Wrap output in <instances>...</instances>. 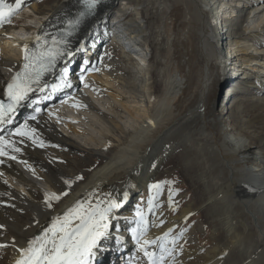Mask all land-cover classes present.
<instances>
[{
    "label": "bare ground",
    "instance_id": "obj_1",
    "mask_svg": "<svg viewBox=\"0 0 264 264\" xmlns=\"http://www.w3.org/2000/svg\"><path fill=\"white\" fill-rule=\"evenodd\" d=\"M99 1L79 17L83 0H46L43 7L36 0H21V9L32 17L19 16V29L13 21L7 28L0 23V97L5 81L31 55L44 53L60 39L44 82L25 94L0 128L5 139L0 155V264H16L18 249L41 236L77 201L87 209L109 200L120 206L109 213L107 234L89 264H148L134 229L141 241H156L146 245L147 251L159 256L161 244L171 250L164 264H264V0ZM118 2L133 9L137 19L153 18L155 54L163 62V90L156 101L151 54L141 44L149 43L148 26L129 24L127 29L128 18L125 25L120 19L125 9L114 12ZM15 5L16 0H4L6 9ZM240 9L245 12L239 27L237 21L228 23L226 18ZM107 35L127 54L122 62L131 66L135 80L124 79L113 56L104 54L94 68V54ZM82 53L84 61L78 64ZM77 70L90 83L83 89L90 99L75 88L81 83ZM240 75L257 93L252 101L248 106L238 105L239 99L230 101L228 87L227 99L218 105L221 79L230 83ZM122 85L130 87L129 98ZM62 94L63 100L58 99ZM46 102L51 111L43 114ZM69 107L71 117L61 111ZM77 113L92 116L94 121L87 124L97 129L98 139L73 124L72 117L81 119ZM124 119L126 126L121 125ZM18 128L26 135L17 134ZM169 153L178 154L180 163L205 180V195L197 199L205 203L212 230L206 232L210 244L200 250L185 245L198 237V229L171 233L174 225L186 221L188 208L173 216V224L161 219L153 203L142 220L135 216L140 209L133 203L136 193L148 190L159 173L158 163ZM89 156L100 160L95 171L79 173L80 158ZM52 193L59 199H51ZM78 223L72 221L73 226ZM179 245L183 254L176 258L172 251Z\"/></svg>",
    "mask_w": 264,
    "mask_h": 264
},
{
    "label": "rangeland",
    "instance_id": "obj_2",
    "mask_svg": "<svg viewBox=\"0 0 264 264\" xmlns=\"http://www.w3.org/2000/svg\"><path fill=\"white\" fill-rule=\"evenodd\" d=\"M36 1H39L40 5H42L43 2H45L46 0H36ZM59 1H61V0H56V1L50 0L51 3H49V4H53V3L59 2ZM123 5H124V2H118L116 4L117 8L115 7V9H114V12L116 10H119V9H125V11H121V14H120V19H121L122 25H125V22H126L125 19L128 18L127 29L130 28V26L132 28H134L133 26H135V25L137 26V24H141V23L145 24V26H148V28H147L148 32L146 33L145 38L147 39V42H149V43H147V44L141 43V44L143 46H145L144 50H148L151 54L152 60H151L150 71L151 70L152 71L150 73V77H151V80L156 87L155 88L156 93L154 94V97H155L154 100L156 101L159 99V97L162 93V90H163V77H162V74H160L163 70V62L160 59H157L156 54H155L156 48H157V43H156L155 38H154L156 27L153 26V22H152L153 18L151 19L149 17H145V18L143 17L142 19H137L135 16L134 10L133 9H127L126 10V8H123ZM23 6L24 5H21L19 8L14 10L11 13V15L9 17H7L8 22L2 23V26L6 27V28L10 27L9 23L12 22L16 18V13L19 14L18 15V17H19L20 14L25 10L24 8L21 9ZM43 6H45V5H42L41 7H43ZM244 12H245L244 9H240V11H238L236 14H234V16H232L231 19L226 18V21L228 23L229 22L231 23L230 20L237 21V24H238L237 26L239 27L240 20L242 19ZM35 18L36 19L41 18V15H40V17L36 16ZM25 19L26 18H24V20ZM134 19L136 20V23H133L135 21ZM129 24H130V26H129ZM21 25H22V23L21 24L19 23V25H17L16 29H19V27H21ZM31 26H34V24ZM226 28H224V29H226ZM224 29H223V31H224ZM229 30H231V29H229ZM230 32L233 33V32H236V30H234V31L231 30ZM226 33H229V31ZM225 35H223V36H225ZM107 38H108L107 40L100 42V46L97 49V52L94 54V58H95L94 62H93L94 68L98 69L97 68L98 64L100 63V59L103 58L104 54H106L109 57L113 56L112 58L115 57L114 59L118 60L117 65L120 66V67L118 66V69H120L121 73L124 76V79L129 78V81L135 80L136 77L135 76L133 77V75H132L131 66L128 67V66L124 65V63L122 62V60L123 61L125 60V58H126L125 56H127V54H124L125 55L124 56L123 52H121L120 48L115 47V44L113 43V40L111 37H109V35H107ZM224 43H225V41H224ZM87 47H89V46H87ZM109 47H111V51H109ZM85 55H86L85 53L84 54L82 53V56L80 54V56H79L80 60L78 61V64H82V62L84 61L83 58L85 57ZM79 62H81V63H79ZM155 62H157V63L155 64ZM112 63H115V61ZM135 68H136V66L133 69H135ZM96 69H94V70H96ZM156 69H157V71H156ZM80 70H81V74L84 73V70L82 68ZM81 74L78 75V70L76 71V79L77 80H80ZM241 78H242V75H240L238 77V79H234L230 83H224V82H222V79H221L220 85H219V90L217 93L218 94V97H217L218 105H219V102L224 97H226V95L228 94L227 88L229 87L231 92H232V95L230 97V101L236 102V99H239V101H237L238 105L245 104V106H248V103H246V102H251L253 96L256 95L257 93H255V91L253 90V86L250 87V86L245 85L246 80L241 79ZM238 81H241V85H239ZM140 83H142V82H140ZM83 84H86V83L83 82ZM135 84H137V87L139 86L137 81L135 82ZM81 87H82V90L85 88V86H83V85ZM81 87H80V83H78V82L75 83V88L77 90L80 91ZM129 88L124 87L123 85L120 88L121 92H122V90H124L123 92H125L127 98L130 97V89ZM249 89H252V90H249ZM65 95L66 94H62L61 96L58 97V99L62 98ZM58 99H56V100H58ZM226 99H227V97H226ZM62 100H63V98H62ZM101 103L103 104L102 101L100 102V104ZM100 104H97V105H100ZM69 108L68 109H66V108L62 109L61 111L63 114L71 117L70 115H72V113H74V112L72 111L71 107H69ZM46 112H49V111L44 110L43 114H45ZM80 114L81 113H77L76 115L80 116ZM81 115H82L81 119L78 118V120L76 118L72 117L71 121L73 122V124L76 126H79V127L81 126V128H84V130L86 129L85 131L87 133L89 132L88 133L89 135L91 133L92 137H96L95 139H98L99 136L97 134L98 133L97 129H94L95 127L92 125H88V124H90L89 121L93 120L92 116L89 114L86 115L85 113L81 114ZM83 118L86 119L87 121H84ZM80 120H83V121H80ZM125 124H127V122L124 119V120H122L121 125L126 126ZM96 127H99V125L96 124ZM91 128H92V130H91ZM91 131H93V132H91ZM79 142L81 143L82 141L79 140ZM69 157H71V156H68V158ZM98 162H100V160H98L97 156H89L87 158L81 157L80 158V164L78 163V168H79L78 172L79 173L80 172L85 173V171H86L87 174H91L95 171V169H96L95 165ZM93 167H95V168H93ZM158 172L159 173L154 178V181L152 182V184H150L148 186V190H146L145 193H143V194H140V192L136 193V199L134 198L133 203L135 202V203L139 204L140 209H138L136 211L135 216H138L137 215L138 212L141 214V215H139V217H141L142 215L145 214V212L148 210V205L150 204L149 203L150 200H151V203L158 206L157 211H158V213H160L161 219L166 220L168 224H173L171 221L174 220V217L178 214V212H180L181 208H183V209L188 208L189 212H191V213L188 215L186 221L184 223L174 225V227H172L173 231L171 233H172V235H177L180 232L188 233L190 231L192 234V230L194 228L198 229V232L200 231L198 233V237H197V235H195L194 238H191V239L189 238L190 241L188 242V244H185V245L187 247H190L191 249L195 248V247H199L197 250H200L201 248L207 247V245L210 244V241H209L210 233L208 232L206 234V232L208 230H212V228L208 229L209 226H207V223H211V220L209 219V216H205L206 213L204 211L205 210L204 209V204H205L204 201L197 199V198H200L201 196L205 195V191H206L205 180L202 178H199V176L196 172H193L190 168H187L186 164L180 163L178 161V154H176V153H171V155H170V153L167 154L166 157L158 163ZM208 180H210V178ZM157 184L159 185V188L151 187L152 185H157ZM143 197H145V198H143ZM140 198L144 199V202L142 201L143 203L142 202L139 203ZM176 202H178V204H176ZM137 204H135V205H137ZM205 224H206V226H205ZM215 224H217V223H215ZM174 247L178 248V249H175V251H172L174 256L176 258L182 257L181 254H183V252H182L183 250L180 247V245L174 246Z\"/></svg>",
    "mask_w": 264,
    "mask_h": 264
},
{
    "label": "snow or ice",
    "instance_id": "obj_3",
    "mask_svg": "<svg viewBox=\"0 0 264 264\" xmlns=\"http://www.w3.org/2000/svg\"><path fill=\"white\" fill-rule=\"evenodd\" d=\"M98 2L99 0H84L86 11H92ZM20 4L21 0H16L15 7H20ZM14 10L12 7L6 9L4 0H0V23L8 22L7 17ZM83 15H85V12L80 13V16ZM78 22L79 18L76 23ZM36 39L38 40L39 37ZM18 80L19 77H15L13 82L8 85L10 96L17 103L30 90L29 87L18 82ZM11 110L12 105H9L8 111ZM3 118L4 110L3 106H0V120H3ZM16 133L26 135L20 128L16 129ZM4 144L5 139L0 137V155L4 154ZM66 183L68 182L66 181ZM151 187L159 188V185H152ZM50 198L59 199L55 193L50 194ZM149 203H151V200ZM119 206V202L109 200L103 206L97 203L96 205H89L85 209L77 201L75 205L64 212L62 217H55L41 236L28 241L26 247L18 249L20 258L16 261V264H89L90 259L95 254L94 249L98 246V242L107 234L109 213ZM137 215L141 214L138 212ZM73 220H78L79 223L73 226ZM140 235H143L142 230ZM167 235L168 233L165 232L164 236L167 237ZM133 238L140 246L144 256L147 257L148 264H164V256L171 251L170 249L161 244V253L157 256L156 253L149 252L146 248V245L156 243V241L147 239L141 241L136 229L133 230Z\"/></svg>",
    "mask_w": 264,
    "mask_h": 264
}]
</instances>
